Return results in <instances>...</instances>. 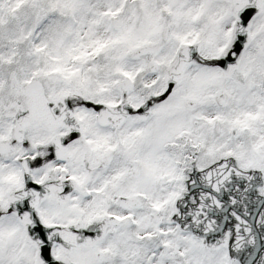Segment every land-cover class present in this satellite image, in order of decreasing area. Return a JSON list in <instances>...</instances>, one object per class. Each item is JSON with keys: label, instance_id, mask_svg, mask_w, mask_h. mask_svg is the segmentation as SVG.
<instances>
[{"label": "snow or ice", "instance_id": "1", "mask_svg": "<svg viewBox=\"0 0 264 264\" xmlns=\"http://www.w3.org/2000/svg\"><path fill=\"white\" fill-rule=\"evenodd\" d=\"M0 264H264V0H0Z\"/></svg>", "mask_w": 264, "mask_h": 264}]
</instances>
